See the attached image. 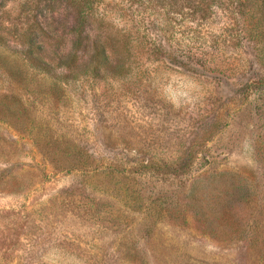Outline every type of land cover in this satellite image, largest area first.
I'll return each mask as SVG.
<instances>
[{
	"label": "rangeland",
	"instance_id": "374dc122",
	"mask_svg": "<svg viewBox=\"0 0 264 264\" xmlns=\"http://www.w3.org/2000/svg\"><path fill=\"white\" fill-rule=\"evenodd\" d=\"M1 96L0 264H264V0H0Z\"/></svg>",
	"mask_w": 264,
	"mask_h": 264
},
{
	"label": "trees",
	"instance_id": "16d2710c",
	"mask_svg": "<svg viewBox=\"0 0 264 264\" xmlns=\"http://www.w3.org/2000/svg\"><path fill=\"white\" fill-rule=\"evenodd\" d=\"M77 40H74V42L76 43V44H78V45H81V43H83L84 42V40H87V39H89L87 36H83V35H80V36H77V38H76ZM98 39H101V37L100 38H93V41L94 42H96V40H98ZM4 100L6 101V106L4 105V106H2L1 108H0V111H1V113L2 114H4V113H7V114H9L12 118H14V119H18L19 118V116H22V115H24V112H23V110L22 109H20L19 107H18V105L19 106H21V103H20V97H19V99L16 101L15 100V103H14V108L12 109L11 107H8V96H1V101H3L4 102ZM6 115V114H5ZM16 122L17 121H19V120H15ZM227 226H228V224H226ZM229 227V226H228ZM257 240H259V236L257 237ZM261 241H264V234H263V237H262V240Z\"/></svg>",
	"mask_w": 264,
	"mask_h": 264
}]
</instances>
